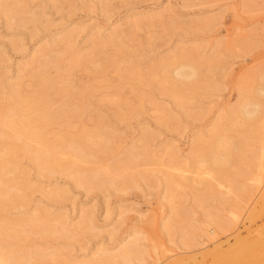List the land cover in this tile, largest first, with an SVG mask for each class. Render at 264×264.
<instances>
[{"label": "rangeland", "instance_id": "obj_1", "mask_svg": "<svg viewBox=\"0 0 264 264\" xmlns=\"http://www.w3.org/2000/svg\"><path fill=\"white\" fill-rule=\"evenodd\" d=\"M184 63L198 75L177 88L174 66ZM43 75L51 105L67 114L45 122L48 138L111 131V141L83 146L82 158L56 147L71 166L43 170L30 156L41 143L5 127L27 146L12 156L16 173L12 157H0L12 181L10 196L0 192V254H25L20 264H75L102 250L118 255L98 264H224L238 238L259 236L264 0H0V114ZM248 102L260 112L243 126ZM59 220L72 231H59ZM134 237L139 253L125 258L120 247Z\"/></svg>", "mask_w": 264, "mask_h": 264}, {"label": "bare ground", "instance_id": "obj_2", "mask_svg": "<svg viewBox=\"0 0 264 264\" xmlns=\"http://www.w3.org/2000/svg\"><path fill=\"white\" fill-rule=\"evenodd\" d=\"M73 52H75L74 49H73ZM75 54H77V53H75ZM174 68H175L174 80H175V84L177 85V88H178V86L181 87V86H185V85H192L193 82L196 80V77L198 75L197 71H199L194 66V64L192 65V64H188V63L179 64L177 66H174ZM165 75H166V72H165ZM171 76H173V75H171ZM171 76H169L168 78H170ZM171 78H170V80H171ZM41 79H42V83L39 84V86L37 85V87H35L34 90L28 96L19 95L18 92L14 93V96L16 97L15 98V105L12 108L5 109L3 112L1 111L0 115L3 117V120H1L0 128L2 127L4 129H0V137H2L1 142L3 143L2 153L0 150V157L3 156V154H5V156L9 155L10 157L15 156L16 152H17V154L20 152L19 149L27 146V145H19L18 142H16L14 140L15 139L14 136H12L10 133L5 131V127H6L9 129H14L16 131L15 136L18 137L19 139L21 137H24V138L36 140L39 143H41V145L44 147V150L43 149H36V151H34V152L32 151V153L30 152L31 158L36 162V165H38V167L40 166L41 169L43 168V170L44 169L48 170L47 168H49V170H50L52 168V171H53V169L67 170L71 165L68 161L63 160L60 156L55 154L54 150L56 147H59V146L62 147V150H61L62 154L63 153H65V154L76 153V155H78L82 158L83 156H87L86 153H84V152L82 153L83 146L95 145L98 147L97 149L100 150L101 147H103L105 145V143H107V144H108V142L110 143V141H111L110 132L111 131L110 132L109 131H102L100 134H94V133H91L90 131L85 130L80 135H71L70 133L64 131L62 133H58L53 138H48L44 132L45 131L44 130L45 122L48 120L64 121L67 119V114L63 115L62 113H64V112L60 111L58 108L53 107L51 105V101L47 97L48 89H49V84H48L49 82L47 83V81H49V80L44 75H43V77H41ZM194 84H195V82H194ZM263 92H264V90L261 91L260 93L262 94ZM176 93H175L176 95H179L178 94V93H180L179 90H177ZM252 106H256V108H251ZM259 106H260V104L256 103V102H248L247 104H245L243 106V108L241 110V115H240L242 118L241 119V123H242L241 125L245 126L247 120L255 121L258 118V115L260 112V110L258 109ZM80 109H83V107H75V108L71 109L70 111L75 112V111H79ZM16 112L20 113V115L18 117L12 118V119H7V117H10V115H12L13 113H16ZM221 136L222 135L219 133V129H217L216 131L214 130V132L212 133V138H214V139L217 137L220 138ZM225 136H227V135L225 134L223 136V138H225ZM12 137H13V139H12ZM262 140H264V139H262ZM140 148H142V147H140ZM136 155H137V152H134V149H133L132 153L130 154L131 157H130L129 161L133 160L134 157H136ZM145 155H147V154H145ZM5 156H3V157H5ZM3 157H1V158H3ZM147 157H149V156L147 155ZM14 158L15 157L10 158L9 163L11 165H13V166H11V168H13V173H16L14 171L15 170L17 171L19 168L21 169V166L19 165V161L17 159H14ZM261 159H263V158H261ZM4 161H5V159H4ZM6 163H8V161ZM8 165L9 164H7V166ZM6 167L3 163L2 164L0 163V184L3 185L0 187V192L3 195H8V190L6 189V186L8 185L9 181H8V179L7 180L4 179V177L7 178L5 176V168ZM9 168H6V169H9ZM261 168L262 167H260V169ZM7 172H8V170H7ZM77 172H79L81 175H83L82 172L80 171V169H78ZM8 174H9V172H8ZM80 174H78V176H80ZM15 175H17V174H15ZM10 178H11V176H10ZM16 179L17 178H15V180ZM87 179H89V178H87ZM9 180H12V178ZM10 182H12V181H10ZM10 182H9V186H10ZM17 185H18V183L16 185L14 183L13 186H17ZM19 185L16 187V190L23 192L24 189L22 188V186L19 187ZM11 192H12V190H11ZM11 192H9V193H11ZM16 193L17 192L15 191L14 194H16ZM8 196H10V195H8ZM0 197H1L0 199H2V196H0ZM13 197H15V196H13ZM18 197L19 196L17 195L16 198H18ZM22 197L23 196H21V198ZM213 218H214V221L217 222L219 227L230 228L231 225L229 223L221 222V220L215 216H213ZM4 220H5V217H4ZM39 220L41 221V218H38V216H35V217L33 216L28 220V222L35 224V223H38ZM45 220L49 221L48 219H43L44 222L42 221L41 223L44 225L46 222ZM81 222H82V224H81ZM81 222H79L77 224V226H78L77 228H79V230L85 228V222L84 221H81ZM5 223H6V220H5ZM48 224H52V223H48ZM3 225H5V224H3ZM14 225H17V224H14ZM35 225L40 227V225H38V224H35ZM14 228H16V227H14ZM56 228H58L59 231H62V232L65 231V233L72 231L71 225H69L65 220L57 221L56 222ZM0 229H2V228L0 227ZM3 229H2V231H4ZM11 229H13V228H11ZM2 231H0L1 234H2ZM3 234H5V233H3ZM19 234L20 233H18L15 236L18 237ZM5 238H6V236H5ZM138 241H139V239L137 237H134L132 239H128L120 247V251L118 250L119 253L120 254L122 253L123 257L125 256V258H127L126 254H130L131 252L138 251V249H140ZM20 252L22 253L23 251H20ZM99 252L100 253H98V254L96 253L97 254V255L95 254L96 257H93V259H91L90 261L85 260V261H82L80 263H75V264H94L96 262L108 263V262L115 260L116 256L118 255V254L113 253V251L104 252L102 250ZM46 253H41V252L36 253L34 250H32V254L35 255V257H36V254L39 257H43L44 254H46ZM133 253H136V252H133ZM138 253H136V254H138ZM8 254H5V253L0 254V264H20L22 262L21 260H23V259L27 260L25 254H24L25 258L23 256L16 258V257H14V255H13V257H11ZM11 254H13V253L11 252L10 255ZM29 255H28V257H29ZM120 256L121 255H119V257ZM39 257H38V261L40 259ZM33 259H35V258L33 257ZM35 261L30 262V263L37 264V263H35ZM96 264H98V263H96ZM224 264H264V227L260 231L259 236H257V237L255 236V238L252 240H244V239L238 238L237 239V245L234 247L231 254L228 255V257L225 259Z\"/></svg>", "mask_w": 264, "mask_h": 264}]
</instances>
